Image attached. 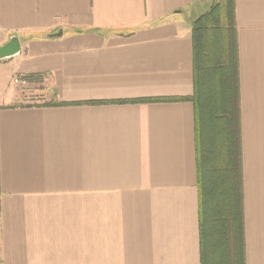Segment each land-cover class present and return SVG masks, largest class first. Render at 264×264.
Masks as SVG:
<instances>
[{
    "label": "crops",
    "instance_id": "crops-1",
    "mask_svg": "<svg viewBox=\"0 0 264 264\" xmlns=\"http://www.w3.org/2000/svg\"><path fill=\"white\" fill-rule=\"evenodd\" d=\"M198 3L0 0V47L21 43L0 61V264H201ZM234 6L245 260L264 264V0Z\"/></svg>",
    "mask_w": 264,
    "mask_h": 264
},
{
    "label": "trees",
    "instance_id": "trees-1",
    "mask_svg": "<svg viewBox=\"0 0 264 264\" xmlns=\"http://www.w3.org/2000/svg\"><path fill=\"white\" fill-rule=\"evenodd\" d=\"M194 23L196 108L208 135L198 160L201 264H246L241 101L234 0ZM198 69V70H197ZM58 105V104H56ZM198 114V113H197Z\"/></svg>",
    "mask_w": 264,
    "mask_h": 264
},
{
    "label": "water",
    "instance_id": "water-1",
    "mask_svg": "<svg viewBox=\"0 0 264 264\" xmlns=\"http://www.w3.org/2000/svg\"><path fill=\"white\" fill-rule=\"evenodd\" d=\"M62 33L49 35V38L61 37ZM21 43L18 36H12L8 43L0 47V61L10 60L20 55Z\"/></svg>",
    "mask_w": 264,
    "mask_h": 264
},
{
    "label": "rangeland",
    "instance_id": "rangeland-1",
    "mask_svg": "<svg viewBox=\"0 0 264 264\" xmlns=\"http://www.w3.org/2000/svg\"><path fill=\"white\" fill-rule=\"evenodd\" d=\"M199 1L198 3V8L196 9L197 12L199 13V16L210 11V9L212 8V6L216 5L219 3V7L221 9V17H223V24H225L227 22V0H196ZM25 104L23 105H32V103L30 101H25ZM35 104V103H34Z\"/></svg>",
    "mask_w": 264,
    "mask_h": 264
},
{
    "label": "built area",
    "instance_id": "built-area-1",
    "mask_svg": "<svg viewBox=\"0 0 264 264\" xmlns=\"http://www.w3.org/2000/svg\"><path fill=\"white\" fill-rule=\"evenodd\" d=\"M13 82L24 89L28 88V86L31 84L29 77L18 74L13 77Z\"/></svg>",
    "mask_w": 264,
    "mask_h": 264
}]
</instances>
